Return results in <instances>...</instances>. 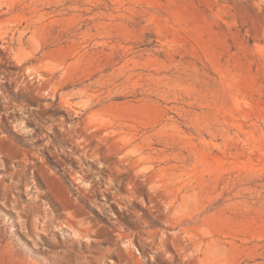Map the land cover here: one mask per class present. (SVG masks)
Instances as JSON below:
<instances>
[{
	"label": "rangeland",
	"instance_id": "rangeland-1",
	"mask_svg": "<svg viewBox=\"0 0 264 264\" xmlns=\"http://www.w3.org/2000/svg\"><path fill=\"white\" fill-rule=\"evenodd\" d=\"M0 264H264V0H0Z\"/></svg>",
	"mask_w": 264,
	"mask_h": 264
}]
</instances>
